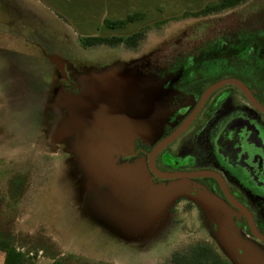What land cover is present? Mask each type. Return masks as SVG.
Here are the masks:
<instances>
[{"label":"rangeland","instance_id":"obj_1","mask_svg":"<svg viewBox=\"0 0 264 264\" xmlns=\"http://www.w3.org/2000/svg\"><path fill=\"white\" fill-rule=\"evenodd\" d=\"M76 1L0 0V240L27 264H163L199 243L232 264H264V244L240 213L194 181L156 178L137 151L178 109L161 90V68L225 72L264 98V0L142 26L134 47L87 46L100 26L81 32ZM122 91L130 104L110 108ZM248 204L264 226V208Z\"/></svg>","mask_w":264,"mask_h":264},{"label":"flooded vegetation","instance_id":"obj_2","mask_svg":"<svg viewBox=\"0 0 264 264\" xmlns=\"http://www.w3.org/2000/svg\"><path fill=\"white\" fill-rule=\"evenodd\" d=\"M119 46L128 47L125 43L117 47ZM0 50L6 51L1 47ZM12 70L17 72L15 67ZM158 75L162 82L161 90L173 91L172 103L178 109L175 115L169 118L159 139L151 147L142 146L137 149L147 156L150 171L162 181H194L195 184L207 188L233 207L221 188L219 181L221 179L230 195L251 213L257 230L264 236V226L257 220L248 204L249 199H252L258 206L264 208V114L248 100L241 89L234 84H227L215 91L187 124L210 87L229 79L244 82L235 75L227 76L225 72L215 74L210 68L203 67L171 66L168 69L161 68ZM22 77V74L14 73L13 79L19 84ZM244 84L264 107V98H260L257 91L248 83ZM228 88L234 89L236 96L244 98V102L259 116L250 113L234 101L228 92H222L223 89ZM200 89L203 91L198 101L192 108H186L190 103L188 99L196 98ZM231 100H233L231 108L226 110L225 107ZM175 133L176 138L167 143L154 158L155 169L161 174L172 176L164 178L152 171L151 154L156 146L165 144ZM238 148L242 149V152L246 151L248 159L244 168L238 159ZM195 171H210L215 176L201 178L180 176ZM234 209L245 220L246 228L252 237L264 244L251 233L246 217L239 210Z\"/></svg>","mask_w":264,"mask_h":264},{"label":"trees","instance_id":"obj_3","mask_svg":"<svg viewBox=\"0 0 264 264\" xmlns=\"http://www.w3.org/2000/svg\"><path fill=\"white\" fill-rule=\"evenodd\" d=\"M249 0H219L217 2L206 5L202 10L197 12H185L181 16L183 18H204L211 15H217L228 10L238 8L245 5ZM145 18L143 13H134L127 15L121 20L106 19L103 22L105 28L116 30L124 29L129 24L141 21ZM166 20L161 21L164 23ZM160 23V22H159ZM146 28H141L136 33L127 37H103V36H90L85 38V43L89 47L108 45L114 46L125 43L128 47H134L139 40H145ZM83 42V44H85ZM0 250L5 253L4 264H27L23 255L17 252L10 246L9 242L0 240ZM163 264H232L224 259L211 245L207 243H199L193 245L181 252H175L171 258Z\"/></svg>","mask_w":264,"mask_h":264},{"label":"crops","instance_id":"obj_4","mask_svg":"<svg viewBox=\"0 0 264 264\" xmlns=\"http://www.w3.org/2000/svg\"><path fill=\"white\" fill-rule=\"evenodd\" d=\"M80 1V2H79ZM76 3L77 9L84 14L87 22L81 24L82 33L89 35L88 26L94 28L100 26L99 35L103 37H127L131 34L116 36L121 30L137 26V29L154 22H161L173 16H180L185 12H197L206 5L219 0H79ZM81 4L82 7L79 5ZM143 13L145 18L141 21L131 23L124 29L111 30L103 26L106 19L121 20L127 15ZM81 16V15H80ZM123 35V36H122ZM5 262V253L0 250V264Z\"/></svg>","mask_w":264,"mask_h":264},{"label":"water","instance_id":"obj_5","mask_svg":"<svg viewBox=\"0 0 264 264\" xmlns=\"http://www.w3.org/2000/svg\"><path fill=\"white\" fill-rule=\"evenodd\" d=\"M227 84H234L236 85L239 89L242 90V92L245 94V96L248 98V100L260 111L264 114V107L255 99V97L252 95V93L249 91V89L247 88V86L242 83L241 81L235 80V79H229V80H224L221 81L215 85H213L212 87H210L205 94L203 95V98L198 106V108L194 111V113L192 114V116L190 117V119L188 120L187 124H189L192 119L194 118V116L198 113L199 109L201 108V106L203 105V103L218 89H220L221 87H223L224 85ZM177 134L175 133V135H172L171 138L163 145H158L154 148L152 154H151V159H150V164H151V169L152 171L158 175V176H162L164 178L167 177H172V176H168L165 174H161L159 173L155 167H154V158L156 156V154L169 142L173 141L176 138ZM182 177H189V178H201V177H212L215 176V174L211 173L210 171H195L192 173H188V174H182L180 175ZM220 184H221V188L226 196V198L228 199V201L233 205L234 208H236L237 210H239L247 219L248 223H249V227L251 230V233L257 237L259 240L264 242V236L262 234L259 233V231L256 228V225L254 223V220L252 218L251 213L241 204L239 203L235 198H233L230 193L228 192L227 188L225 187V184L223 183V181L220 179Z\"/></svg>","mask_w":264,"mask_h":264},{"label":"bare ground","instance_id":"obj_6","mask_svg":"<svg viewBox=\"0 0 264 264\" xmlns=\"http://www.w3.org/2000/svg\"><path fill=\"white\" fill-rule=\"evenodd\" d=\"M113 85H108V89H106L107 90V92H108V94L107 95H114L113 94V91H115L116 89H117V87H112ZM119 89V88H118ZM124 92L122 91V96H120L119 98H116L115 100H112L111 98H108V101H107V104L109 105V107L110 108H114V109H118V108H122V107H125L126 105H129L130 104V102L128 101V100H126V98H124L125 97V95H126V93L125 94H123ZM110 96V97H111ZM115 96V95H114ZM115 98V97H114ZM113 98V99H114ZM135 112H136V110H135ZM136 116H137V114H136ZM129 119H127V120H122L119 124H123L124 122H126V121H128Z\"/></svg>","mask_w":264,"mask_h":264}]
</instances>
